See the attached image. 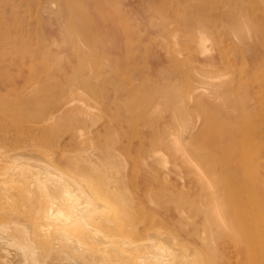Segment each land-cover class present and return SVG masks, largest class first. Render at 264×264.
I'll use <instances>...</instances> for the list:
<instances>
[{
  "label": "rangeland",
  "instance_id": "rangeland-1",
  "mask_svg": "<svg viewBox=\"0 0 264 264\" xmlns=\"http://www.w3.org/2000/svg\"><path fill=\"white\" fill-rule=\"evenodd\" d=\"M242 16L248 22L238 24L235 29L231 27L230 20L237 21ZM252 45L263 52L264 0H0V72L34 73V96L42 101L38 105L44 104L39 107L49 106L53 116L47 122L53 124L60 138L65 136L62 131L70 127L80 139L100 140L98 128L103 144L114 141L118 152L124 151L121 144L134 146L138 141L147 147L156 129L163 130L165 137L174 128L202 127L223 135L228 126L236 125L238 118L243 120L245 131L259 123L263 125V54L257 57L256 74L252 75L255 69L246 73L241 79L246 83L240 87L235 74L246 66L240 65L238 55H248V59L251 51L248 47ZM211 55L215 64L208 60L206 65L213 66H206L203 60ZM114 65L119 66L118 70ZM158 65L159 68H154ZM3 88L0 84V92L8 93L7 87ZM212 94L219 96L213 100ZM9 100L0 104L14 124L19 122L22 108H17V103L6 105L5 102H13ZM69 135L73 136L71 131ZM65 149L70 155L76 154L71 146ZM241 154L242 150L235 154V159ZM242 159L233 168L235 177L221 170L217 174L209 171V181L187 183L182 188V198L158 193L157 200L151 206L144 203L142 210L150 215L154 209L157 213V209L168 207L170 228L180 240L177 241L204 254L206 264H264V164L253 165ZM119 168L114 170L116 177L113 176L119 178L120 181L116 180L121 182V189L129 188L130 184L133 196L141 195L144 199L142 194L146 193H142V188L152 190L155 186L152 181L149 186L144 183L148 174L131 170L126 173ZM167 181L164 180L165 186ZM184 182L187 180L178 181L179 185Z\"/></svg>",
  "mask_w": 264,
  "mask_h": 264
},
{
  "label": "bare ground",
  "instance_id": "bare-ground-1",
  "mask_svg": "<svg viewBox=\"0 0 264 264\" xmlns=\"http://www.w3.org/2000/svg\"><path fill=\"white\" fill-rule=\"evenodd\" d=\"M243 16L237 21L229 18L231 27L235 29L238 24H246L248 15ZM167 21L165 22L168 23ZM139 23L141 22L139 21ZM210 25L209 27H211ZM216 43L218 46V42ZM249 43L252 44L250 41ZM248 48L251 50L248 59V55H241L242 53L238 55L241 61L240 65H246L235 72L239 87L246 83V81L241 80L246 76V73H251L255 69L252 75L256 74L257 57L262 54L264 64V49L262 48L263 52L258 51L253 49V45ZM232 54L231 52L230 56ZM118 56L120 55L118 54ZM214 59V56L211 55L203 62L205 61L204 64L206 65L208 60L211 63ZM115 62L117 61L115 60ZM121 62L124 69V60ZM212 64L206 66H213ZM154 68H159V65ZM33 75L31 70L27 74H23L19 70L0 72V84L4 85V88L7 87L6 91H8L5 94L0 92V99H2L0 102L2 101L3 104L5 99L9 100L8 97H11L13 99L9 101L13 100V102H5L6 105L17 103V108L19 106L22 108V115L20 118L18 117L19 122L13 124L9 113L4 111L0 104V264H206L207 259L204 254L194 250V247L189 248L178 242L180 240L172 233V226L170 228L168 207L157 209V213L154 209L153 213L150 212L149 215L146 213L147 211L142 210L143 204L146 205L147 202L151 206L157 200L158 193H170L175 199H180L183 196L182 188L187 183L195 185L198 182L203 183L204 180L209 181L207 174L211 171L214 172L213 174H217V171L221 170L225 175L235 177L233 168L244 161L242 158L249 160L253 165L264 164V124L253 125L255 127L252 130L245 131L246 126L243 120L238 118L236 119L238 124H234L233 128L228 126L223 135L210 132L209 128L204 129L202 127V129L193 128V130L174 128V130L167 131V137H165L163 130L156 129L155 132L151 133L152 138L147 147L138 139H136L138 144L134 146L129 143L126 145L120 143L124 148V151H121L125 155H122V152L117 151L114 141H106L110 144H103L102 133L98 128L97 134L98 137L100 135V140L85 141L80 139L77 134H74L75 129L70 127L63 128L64 137L60 138L59 135H56L57 130L54 129L53 124L48 123L49 118L53 116L49 106L42 109L39 106L44 104L38 105L42 101L34 96L36 86L33 84L36 76L33 77ZM149 76L151 78V75ZM128 85L131 84L128 83ZM194 88L195 86H193V91ZM37 91L39 90L37 89ZM193 94L189 95V98H192ZM218 96L212 94L213 100ZM139 99L141 98L139 97ZM125 100L127 99L125 98ZM174 100L176 99L174 98ZM142 102L144 103V101ZM210 102L212 103V101ZM139 105L136 106L140 107L143 104ZM242 110L245 112L247 109L243 108ZM17 113L16 116L19 115ZM105 114L107 115L106 112ZM187 115L189 116V114ZM112 119L111 115L110 123H112ZM43 120L45 121L43 122ZM8 121L11 125L8 124ZM113 122L115 121L113 120ZM234 129L236 132L233 131ZM70 131L73 136L69 135ZM134 131L136 130L134 129ZM132 134L134 137L136 136L134 133ZM184 134L188 135L185 136ZM67 146L75 149L76 154H68V149H65ZM240 150L243 154L246 151V156L241 154L240 158L235 159V154L240 153ZM119 167L126 169H122L126 173L127 170H131L134 173L140 171L141 174H148L149 177L145 178L144 183L149 186L152 181L155 186L152 190L150 187L145 188V190L142 186V190L146 191L142 192L146 193L142 194L144 199L140 197L141 195L133 196L130 184L129 188L121 189V182L117 181L119 178H116L117 180L114 178V170L117 169L118 171ZM262 168L264 169V166ZM119 171H121L120 168ZM188 175L189 178H187ZM260 178L258 177V179ZM181 179L187 180V182L179 185L178 181ZM164 180L167 181V186H165ZM259 187L257 186V188Z\"/></svg>",
  "mask_w": 264,
  "mask_h": 264
}]
</instances>
